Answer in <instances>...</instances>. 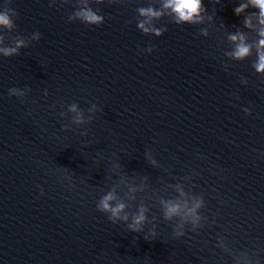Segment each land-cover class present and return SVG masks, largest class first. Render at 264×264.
Wrapping results in <instances>:
<instances>
[{"label":"clouds","instance_id":"clouds-1","mask_svg":"<svg viewBox=\"0 0 264 264\" xmlns=\"http://www.w3.org/2000/svg\"><path fill=\"white\" fill-rule=\"evenodd\" d=\"M67 3L69 0H61ZM114 3H121L123 0H111ZM220 3V0H215ZM55 3V0H53ZM91 3L102 4L104 0H76L75 10L68 16L69 22L80 21L86 26L99 27L105 22V17L100 14V9H93ZM10 0H5L0 11V45L4 44V32L12 33L16 29L14 18L18 17V13L9 7ZM51 6V5H50ZM258 11H252L244 18V28L252 30L256 33L257 39L249 41L248 34L244 31L237 30L233 33L227 34V40L232 45L231 50L225 51L224 55L233 61H244L253 55L255 59L252 61L251 67L255 73L264 77V0H243L239 6L234 8V13L239 16L249 8ZM137 28L145 35H154L160 37L167 30L166 27H157L156 23L168 17L170 22L176 25H200L205 21V13L207 12L203 0H159V7L149 3L147 7H138ZM212 16H208L211 21ZM200 34L204 37L209 35L207 27L200 29ZM32 39L39 41L41 39L40 32L32 33ZM28 44L23 38H16L14 46H0V56L10 58L20 54V49L27 47ZM142 52L151 54L154 51V46L149 45L147 48L140 49ZM228 65L225 64V69ZM242 84H247L246 78H241ZM9 95L20 98L24 101L27 94L31 91L30 87L10 88ZM44 96H48L47 89L44 90ZM87 115L85 109L73 102L67 105V111H60L61 118L69 120V113H71L70 122L62 125L63 131L75 130L72 128L75 125L77 128L89 125L95 118V114L99 111L96 104H92L87 108ZM243 111L251 115L250 108H244ZM82 136H87V131L79 133ZM145 159L153 167H160L159 162L154 158L151 151L145 152ZM122 164L118 161H112L111 173L119 177V182H113L108 186L107 191L99 197L96 208L100 213L106 214L107 218L113 224L124 223L129 232L143 234L145 233V226L151 224L147 233L143 235L146 241L154 240L158 236L156 217L149 218L148 213L150 208L141 201L135 204L134 209L129 202L137 201V193L143 192L146 183L136 185L127 182V176L121 173ZM64 172L63 179L69 184L73 181V176L69 174L68 169H61ZM196 174V173H193ZM191 175L183 178L185 182H178L175 184H168L167 189H171L174 195L165 197L156 195L155 199L159 205V211L162 214L164 221L172 226V237L174 239H181L185 237L187 231L199 232L208 223H215V220L209 221L203 215L202 210L205 209V197L202 194H196L191 190ZM147 177H143V181H147ZM121 184H127V191L120 194L119 190ZM41 195L43 190L41 189ZM151 197H147L149 199ZM132 209V210H130ZM217 247L224 252L232 255L234 264H260L259 258H253L248 250L234 252L229 246L226 237L220 236L217 241Z\"/></svg>","mask_w":264,"mask_h":264}]
</instances>
